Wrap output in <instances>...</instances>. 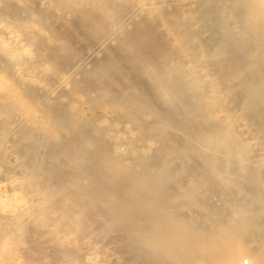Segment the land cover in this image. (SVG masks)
Segmentation results:
<instances>
[{"label":"bare ground","instance_id":"6f19581e","mask_svg":"<svg viewBox=\"0 0 264 264\" xmlns=\"http://www.w3.org/2000/svg\"><path fill=\"white\" fill-rule=\"evenodd\" d=\"M264 264V0H0V264Z\"/></svg>","mask_w":264,"mask_h":264},{"label":"rangeland","instance_id":"374dc122","mask_svg":"<svg viewBox=\"0 0 264 264\" xmlns=\"http://www.w3.org/2000/svg\"><path fill=\"white\" fill-rule=\"evenodd\" d=\"M246 264H247V262H246Z\"/></svg>","mask_w":264,"mask_h":264}]
</instances>
